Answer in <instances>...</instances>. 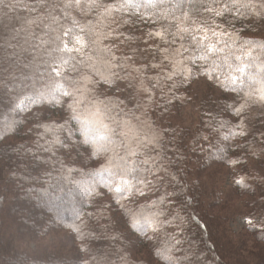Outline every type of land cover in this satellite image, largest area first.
Returning a JSON list of instances; mask_svg holds the SVG:
<instances>
[{
	"label": "trees",
	"instance_id": "obj_1",
	"mask_svg": "<svg viewBox=\"0 0 264 264\" xmlns=\"http://www.w3.org/2000/svg\"><path fill=\"white\" fill-rule=\"evenodd\" d=\"M115 2L103 0L105 4ZM224 8L225 0H158V6L147 13L142 8L135 14L130 8L108 17L101 29L108 35L102 46L110 47L130 65L112 71L135 77L109 85L76 61L70 63L77 71L69 67L62 69V77H55L48 70L51 61L45 49L24 51L28 46L23 45V35L21 39L11 35L12 28H20L29 19L42 17L48 23L49 13L58 17V30L71 28L73 35L79 34V26L99 24L97 10L65 9L62 0H48L47 7L33 11L16 7L15 0H0V128L16 122L14 134L0 138V264H264V232L259 231L264 225L258 219V209L264 204V103L249 100L239 121L231 107H239L246 91L264 83V48L260 47L264 18L247 9L236 15L234 9ZM217 11L223 14L216 15ZM29 27L37 36L46 31L39 22ZM163 27L168 43L149 35ZM185 27L188 32L174 35ZM197 28L206 29L210 37L214 31L230 34L221 45L225 52L207 61L185 59L200 55L199 40L193 39L201 34ZM9 43L16 47H8ZM179 48L185 52L181 50L174 66L164 59L163 49ZM249 51L251 56L246 55ZM71 55L80 59L78 54ZM96 55L100 57L96 68L107 75L104 54ZM236 55L242 61H236ZM242 62L248 65L244 85L239 92L225 90L220 81L230 71L228 64L234 69ZM153 63L160 67L152 68ZM139 67L144 68V86L152 95L151 102L142 107L137 103L144 102L146 94L132 72ZM169 74L172 80L166 78ZM81 75L96 81L79 106L81 120L95 122L99 108L111 117L105 122L115 129L110 151L98 156L83 142L84 125L69 119L67 98L63 107L47 100L23 111L16 107L25 95H37L53 81L63 83L64 77L79 79ZM201 79L205 87L192 108L193 119L185 124V112L192 106V86ZM173 83L179 86L173 88ZM238 124L243 125L244 135L224 139ZM153 135L161 137V148L136 144L137 138ZM126 144L137 151L136 156L127 157ZM158 152L165 171L154 179L147 171L153 167L151 162L144 165L141 161ZM116 156L126 157L129 163ZM109 159L121 168L105 171L102 180L96 172L112 167ZM232 159L237 162L229 163ZM130 166L137 171L128 175ZM238 179L247 187L236 184ZM142 180L152 181V186L146 187ZM125 185L133 190L115 193L116 187ZM46 198L52 203H44ZM157 212L164 213L159 220L167 219L170 224L157 231L146 229V235L130 227L134 220L143 224L145 217ZM250 214L255 227H231L234 220L248 219ZM170 235L181 243L169 262L155 253L170 245Z\"/></svg>",
	"mask_w": 264,
	"mask_h": 264
},
{
	"label": "snow or ice",
	"instance_id": "obj_2",
	"mask_svg": "<svg viewBox=\"0 0 264 264\" xmlns=\"http://www.w3.org/2000/svg\"><path fill=\"white\" fill-rule=\"evenodd\" d=\"M63 7L65 9L77 8V9H87L97 10V19L99 21L98 25H87V26H79V34L73 35V30L71 28H58L56 26L59 25V19L57 16L49 13L47 17L48 23H44V19L42 17H36L34 19H29L22 24L20 28H12L11 35L13 39L19 38L23 35V45L28 46L24 47V51H29L31 49L43 48L46 51V54L50 58L51 64L49 67V71L55 74V77H62L63 71L62 69L71 68L72 71H77L75 65H72L71 61H76V65H81L85 67H89L93 69L97 76L101 77V81L103 83H107L111 85L115 80H126L129 78H135L131 76V73H128L124 76H121L118 72L112 71L115 68L126 69L129 68L130 65L123 61V58H118L113 54V50L108 46H102V41L108 38L107 33L102 31L103 21L108 17L113 16L116 13H120L122 11H127L132 8L135 9V14H139L140 10L143 8L145 13L148 12L149 9L156 8L158 6V0H116L115 3L105 4L103 0H62ZM231 5V7H229ZM15 6L33 11L40 7H47L48 0H33L32 3H25L24 0H15ZM175 7H179L176 5ZM235 10L234 14L243 15L242 9H247L251 12L252 15L264 18V0H225V8L223 11ZM172 10H166V13ZM65 16L69 15L68 11H65ZM222 11H217L216 15H222ZM187 15V14H185ZM144 18L146 20H151L149 15H145ZM41 23L43 27L46 29L43 36H37L34 32L31 31L30 25H36L37 23ZM73 24L76 25L77 22L73 19ZM5 29L8 28V23L3 25ZM188 28H180L177 33L174 35H178L179 32H188ZM195 31L201 33L198 37H193L194 40H199V43L196 45L197 49L200 51V55L197 57H185L187 60H191L192 63H195L196 60L207 61L209 56H215L217 53L225 52V47L221 46L225 41L224 37L226 35L219 31H214L211 33V37L206 29L201 30L199 28L195 29ZM149 35L155 36L163 40L165 43H168V31L167 28L163 27L161 30H157L155 32L149 33ZM47 37V38H45ZM67 38H70L67 39ZM36 41V42H33ZM71 42V46H70ZM246 44H255V41H245ZM8 47H16V45H12L9 43ZM261 48H264V44L260 45ZM183 48L170 50L163 49L165 56V60H171L173 65L175 66L178 61H176L177 56L182 55ZM185 52V50L183 49ZM78 54L80 59L77 60L76 55ZM103 53V63L105 67L108 69V74L105 75L100 73L96 68V62L100 59V57L96 54ZM64 54H69L67 57ZM246 55L251 56V52H247ZM131 59V58H129ZM236 61H242V57L240 55L235 56ZM47 65L49 61H44ZM215 63V61L213 62ZM225 63H227V57H225ZM248 65L243 62L236 66L234 69L231 64H228L229 73L224 77L223 80L220 81V84L224 87L225 90H232L234 92L240 91V86L244 85V75L245 69ZM152 68H159L158 64H151ZM187 72H191V69H186ZM239 73L240 75H234L232 72ZM132 72L136 73L140 80V89L146 94V100L144 102H138L137 107H142L144 103L151 102L152 95L151 91L148 87L144 86L145 77L143 75L144 68H132ZM168 80H172L173 75L169 74L166 77ZM148 80H151V77H147ZM187 79V77H186ZM251 79V77H249ZM63 83L59 81H53L52 85L49 86L46 90L39 91L37 95H25L22 100L16 105L20 110L28 109L31 105H36L41 103L44 100L49 102H54L56 105L64 106V98H67V110L70 113L69 119L80 122L84 125V131L82 135L84 137V144L92 146V155L98 156L101 153H105L110 151L109 146L113 143V134L115 129L110 127L108 123L105 122V119H109L111 117H107L102 114L97 108L95 115L97 116V120L92 122L90 120H81V116L79 114V106L84 103L85 94L91 90L90 86H94L96 81H94L91 76L81 75L79 79H70L68 77H64ZM179 85L173 83L172 87L177 88ZM155 87V85L153 86ZM245 101L239 107L231 106L236 114L237 120L239 121L242 117L245 109L248 106V101L251 100L253 102H261L264 103V83H261L259 89L253 91H246L244 93ZM174 99H179V97H175ZM97 104L102 103L97 101ZM171 103V101H169ZM139 119V117H137ZM113 123H116L115 119H113ZM124 127L128 126L127 121L122 122ZM62 126V125H61ZM16 129V122L12 121L6 123L2 128H0V138H6L8 135L14 134ZM122 136H127L125 131H121ZM244 135L243 125L238 124L236 131H230L228 136H224V139H228L229 136L236 137ZM160 139L158 135H153L151 138L144 137L143 139L137 138L136 144L138 146H143L144 148H154L159 149L162 147L160 145ZM203 139L206 141L208 139L207 136H204ZM127 157H134L137 155V151L132 149L128 144L125 145ZM116 159L123 162L124 164H128L129 161L126 157L116 156ZM161 156L158 154L155 157H149L141 161L142 164L148 165L150 162L152 164V168L147 169L149 174L153 176L154 179L157 178L159 171H165L161 164ZM235 159L229 161V163H236ZM109 165L112 167H105L99 169L96 174L100 175L102 180H105L103 173L105 171L111 172L112 169L121 168L120 163H113L112 159L108 161ZM155 169V170H154ZM128 175L137 171L135 166L127 167ZM69 171H72L69 168ZM141 183L145 184L146 187L152 186V181L142 180ZM236 184L247 187L242 179H238L235 181ZM111 190V189H109ZM133 190V186L125 185L124 187H116L114 189L115 193L121 195L126 191ZM47 197V193L43 194ZM44 203L51 204L52 201L49 198L44 199ZM163 203V201H161ZM259 221L262 225H264V204L261 205L260 209H258ZM163 212L154 213L150 218L145 217L144 223L141 224L138 220H134L130 225L132 229H138L140 232H145L146 229H151L152 231H157L161 227L166 224H170V222L165 219L163 221L159 220V216H162ZM177 218H179L177 216ZM191 219L195 220V217ZM247 224L250 227H255L253 223L252 214L247 219ZM179 226L177 225V228ZM259 231L264 232V227L259 229ZM171 243L168 247L158 251L155 253L161 260L171 261L173 259L172 253L177 248V246L181 243L180 239H178L175 235H170L169 237Z\"/></svg>",
	"mask_w": 264,
	"mask_h": 264
},
{
	"label": "rangeland",
	"instance_id": "obj_3",
	"mask_svg": "<svg viewBox=\"0 0 264 264\" xmlns=\"http://www.w3.org/2000/svg\"><path fill=\"white\" fill-rule=\"evenodd\" d=\"M251 81H253V79H251ZM257 82L261 83L262 81H257ZM205 84H206V81L203 79L197 80L194 82L192 86V94H191L193 99H191V102H190L192 106L188 112H185V117H184L185 124H188L193 119L192 108L196 107V101L201 96L202 91L205 87ZM246 221H247V218L239 217L231 223V227L234 229H240L241 227H244L247 224Z\"/></svg>",
	"mask_w": 264,
	"mask_h": 264
}]
</instances>
